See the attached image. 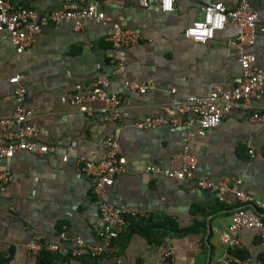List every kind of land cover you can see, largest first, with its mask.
Returning <instances> with one entry per match:
<instances>
[{"label": "crops", "instance_id": "0c3cea01", "mask_svg": "<svg viewBox=\"0 0 264 264\" xmlns=\"http://www.w3.org/2000/svg\"><path fill=\"white\" fill-rule=\"evenodd\" d=\"M8 1L14 8L39 13L63 6V0ZM222 1L229 7L236 4ZM87 2L108 19H84L78 29L72 19L43 26L23 52L0 32V119L10 120L0 126V142L13 140L9 135L18 129L13 122L14 85L8 79L20 74L24 104L33 110L27 123L37 129L34 140L50 148L41 155L21 150L0 159V170L11 173V180L0 188V257L7 264H223L230 249L219 234L228 227L238 202L231 193L221 200L216 190L199 189L196 180L239 181L243 192L263 203L255 210L264 215V123L250 122L244 110L235 108L199 135L196 115L179 113L172 100L208 95L215 87L230 89L240 82L235 50L227 45L234 28L227 25L205 43L186 38L184 29L202 17L203 0H175L171 11H162L155 0L147 6L138 0ZM249 4L257 13V27L264 26V0ZM113 23L134 29L139 40L114 48L108 40ZM251 51L255 64L264 68V31L258 32ZM99 77L106 81L105 91L120 98L118 119L101 112L99 101L90 103L91 114L70 102L74 94L88 93ZM125 81H151L153 87L140 93ZM251 104L253 110L264 109L259 99ZM147 116L163 117L167 123L135 127ZM108 135L120 145L123 170L105 187L101 199L124 215L167 218L178 229L194 231L149 236L136 228L118 233L100 256L70 254L74 237L84 244H100L97 230L102 220L99 199L92 192L94 175L77 168L83 160H100ZM183 151L195 156L197 165L193 179L179 182L164 171L180 168L178 155ZM150 166L158 172L148 170ZM61 231L66 240L59 239ZM237 235L240 249L248 255L244 264H264V241L254 230L240 229ZM30 242L58 243L60 251H47L56 258L46 261V255L41 261L42 254L27 248ZM167 248L172 252L164 259Z\"/></svg>", "mask_w": 264, "mask_h": 264}, {"label": "built area", "instance_id": "2783aa9c", "mask_svg": "<svg viewBox=\"0 0 264 264\" xmlns=\"http://www.w3.org/2000/svg\"><path fill=\"white\" fill-rule=\"evenodd\" d=\"M162 11H171L175 0H155ZM139 4L147 6L149 0H138ZM202 17L192 21L183 32V35L193 41L205 43L213 38L214 33L224 29L227 25L234 28V34L227 41V45L235 50L241 69V80L230 89L215 87L208 95H191L184 101L176 97L172 100V107L179 113L190 112L196 115L199 127L196 134L203 135L206 131L216 127L223 116L232 109L240 108L246 112L250 122L264 123V109L253 110V99L264 102V68L255 64V56L251 51L259 31H264V26L257 27V13L250 7L249 0H236L233 7L227 6L222 0H203L201 6ZM62 19H72L74 29L81 28L84 19L97 23L105 22L107 15L87 0H63V6L57 10L39 13L27 7L14 8L8 0H0V32L8 34L12 47L17 52H23L30 48L34 37L43 26L56 25ZM108 40L114 48H125L135 44L139 40V34L131 28L123 27L119 23H113L108 34ZM21 75L9 77V83L14 85L15 110L13 122L18 129L9 135L13 140L6 143L0 142V159L7 158L17 151L25 150L33 154L41 155L50 148L46 144L34 140L37 129L27 123L33 110L24 104L25 89L20 84ZM127 87L140 93H144L153 87L151 81L133 82L125 81ZM106 81L103 77L92 81L90 91L85 94H74L70 102L79 108L84 114H91L92 101L102 104L100 111L106 113L112 119L120 116V98L117 94H108L105 91ZM175 92V89H172ZM10 120L0 119V126L4 127ZM167 123L163 117L147 116L134 123L137 128H152ZM103 155L100 160L93 163L83 160L78 163V171L82 174L94 175L93 194L99 199L98 211L102 220V226L97 230L100 239L99 245L84 244L80 237H74V247L71 255L81 256L84 253L91 257H97L105 253L110 241L118 233L126 231L129 221L123 213L101 199L105 187L110 186L115 176L123 170V158L118 141L113 136H106L103 141ZM253 154V149H248ZM181 165L178 170L164 171L169 177L182 181L193 179L197 165V158L186 151L178 155ZM148 170L158 172L156 167L150 166ZM11 180V173L0 170V188ZM199 189L210 188L219 193L222 200L226 193L235 196L238 204L231 214L228 227L222 230L219 238L230 250L240 249L243 244L237 235L240 229L254 230L260 240L264 241V217L255 207H262L263 203L247 195L239 188V181L228 184L224 181H211L200 178L196 180ZM135 214V213H132ZM59 239L66 240L65 231L59 233ZM27 248L34 254L42 251L56 253L60 251L58 243L30 242ZM172 252L171 248L164 251V259ZM223 264H244L245 260L226 253L222 258Z\"/></svg>", "mask_w": 264, "mask_h": 264}, {"label": "trees", "instance_id": "16d2710c", "mask_svg": "<svg viewBox=\"0 0 264 264\" xmlns=\"http://www.w3.org/2000/svg\"><path fill=\"white\" fill-rule=\"evenodd\" d=\"M260 215L264 217L263 214L260 213ZM123 216L129 221L127 232L132 231L137 228L143 231L144 234L151 236L153 234H159V235L165 234L170 230H173L175 234H178V233L185 234L187 231L195 230L194 228L187 229V230L178 229L175 227L173 221L167 218L156 221V220H153L152 218H143V217H138L134 215L132 216V215L123 214ZM145 219L147 220V222L145 221ZM40 254H42L40 258L41 261L43 260V256H46V255H48V260L46 261H50V259L53 260V258H56L55 256L50 255L47 251H42ZM229 254L232 256H236L240 259L248 258V255L242 249L229 250ZM0 264H7V260L0 257Z\"/></svg>", "mask_w": 264, "mask_h": 264}]
</instances>
